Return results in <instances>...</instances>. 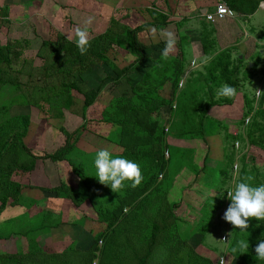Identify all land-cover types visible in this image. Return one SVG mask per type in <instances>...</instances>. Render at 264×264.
I'll list each match as a JSON object with an SVG mask.
<instances>
[{
    "label": "trees",
    "instance_id": "obj_1",
    "mask_svg": "<svg viewBox=\"0 0 264 264\" xmlns=\"http://www.w3.org/2000/svg\"><path fill=\"white\" fill-rule=\"evenodd\" d=\"M221 1H224L234 13L251 14L259 5L258 2L255 8L252 7L251 0H242L245 4H241L239 2L241 0H217L215 11ZM7 9V6L0 7L2 18L8 17ZM151 12L160 15L162 21L159 25L168 24V16L155 10ZM150 24L152 23L148 21L131 28L112 18L104 33L89 40L85 54L80 53L75 42L59 34L56 40L43 41L36 53L37 58L41 60V64L38 65L25 56L28 41L14 40L3 44L0 40V215L22 204L20 196L25 189L24 186L29 185L16 181L13 178L15 172L21 177V173H33L47 161H51L53 165L54 162L68 161L74 173L80 178L81 190L73 194L69 187L64 185L65 188L56 187L47 194L55 198L71 199L76 206L90 201L99 221L107 224V229L99 232L97 238L102 241L103 237H108L113 245V254L117 247H120L121 255L116 262L219 264L220 262L216 263L212 257L199 254L190 241L198 233L202 235L201 244L204 245L208 240L214 221H220L222 215L224 216L223 212L230 203L227 190L235 182L251 177L250 183H264V173L255 164L246 161L249 158L246 154L242 153L237 158L236 153L238 152L236 143H242L243 149L253 147L264 152V89L262 95L261 89H258L259 93L254 92L253 95L247 89L248 86H253L255 70L263 60V53L258 52L253 58L254 65L250 66L249 63H245L240 53L235 54L236 47H228L221 51L218 48L216 51L218 42L213 36L215 30L208 31L205 25L200 43L210 61L205 71L194 72L185 80L190 40L188 37L180 36L178 57L168 55L164 58L161 50L159 56L150 59L148 53L144 51L146 47L138 37ZM158 45L153 47L162 45L164 49L163 43ZM116 47L133 55L134 62L124 68L118 67L108 56ZM148 60H151L153 67L146 71L138 82L131 83L132 95L119 96L114 100L113 112L105 109L101 113V121L111 126L106 140L117 144L112 151L135 160L140 165L143 179L138 186L125 187L119 193L110 195L113 200L107 199L98 205L95 201V189L111 188L100 182H90V179L84 176L83 165L79 167L72 159L76 141L82 136L86 125L68 134L65 143L57 151L40 156L34 153V149L29 147L26 141L24 142L31 128V116H11L9 109L27 105L36 108L44 117L49 112L53 119L59 120L63 118L62 110L74 104L72 92L77 91L85 98L83 114H86L98 99L100 87L83 91L76 80L78 75H84L97 66L107 65L115 71L116 76L109 77L114 78L117 85ZM225 83L237 88L234 97L217 94L218 89ZM167 84L172 86L170 99L160 94ZM238 96H242L243 99L241 104L244 114L242 120L238 122L243 129L234 134L230 132V126L225 121L210 117L209 112L215 106H232ZM167 112L169 118L166 119ZM249 117L251 119L246 123ZM220 133L224 134L228 143L224 146L223 157L215 160L214 167H209L206 163L200 167L195 162L192 149L174 147L169 143L171 136L183 141L207 142V137ZM166 153H169L168 159ZM173 158H176L174 163ZM205 158L207 161L208 153ZM235 160L240 163L241 171L240 177L233 183V171L231 172L230 167L231 162ZM162 174L163 180L159 182V176ZM168 175L174 177L167 183L168 191L174 188L178 181L180 187L178 191L181 192L187 188L183 185L184 180L195 176L201 193L200 216L197 222L189 223L184 217L174 213L173 208H179L180 203H168L170 192L165 191L163 186ZM206 185L215 188L207 189ZM189 194L191 196L189 195L186 200L190 204L189 199H196V196L192 192ZM147 204L151 205V209ZM128 207H132L129 211L133 213L131 221L125 219V215L129 213H125ZM147 216L150 218H146ZM62 223H57L56 227ZM126 223H129V227H126ZM257 224L258 221L252 218L246 231L230 222L227 224L226 230L230 233L232 242L238 241L241 248L240 252L232 257L230 264H264V259L256 256L254 251L255 245L264 234V222H259V226ZM241 241H249V247H243ZM2 256L7 257L8 263L24 264V261L25 264L29 263L25 260L27 257L19 251L16 254L8 253ZM226 260L221 262L225 264Z\"/></svg>",
    "mask_w": 264,
    "mask_h": 264
},
{
    "label": "rangeland",
    "instance_id": "obj_2",
    "mask_svg": "<svg viewBox=\"0 0 264 264\" xmlns=\"http://www.w3.org/2000/svg\"><path fill=\"white\" fill-rule=\"evenodd\" d=\"M104 1L106 3L111 2V0H81L80 10H82V8L84 9L85 21L88 19V17H92L95 14V17L97 18L98 13L96 11L101 9L103 10L101 15H104L103 18L106 19L105 22L107 23L106 27L105 22L101 20L102 22H99L100 26L98 30L83 24L81 27H87L89 31V40L95 36H98L99 31L101 32L105 28H108L112 18L125 25L127 24L124 23V18L126 16L120 14L118 18L112 16L110 7L108 8L107 6L109 5L106 3L105 8L104 6L102 7L101 4H104ZM259 1L260 0H251L252 7L255 8ZM239 2L241 4H245L242 2V0ZM8 9L10 8L8 7ZM86 13L91 16H87ZM235 14L238 16V20L236 22L237 27L240 30H247L250 32V28L252 29L253 27H256V33H261V31H263V33L257 34V36L259 35L261 39L264 38V11L256 13L255 17H253L251 20V24L246 23L245 17L239 16V13L235 12ZM1 16L2 15L0 12V17ZM95 17L93 16V21L89 25L93 24ZM135 22L136 21H133V23ZM2 24L3 22L0 23V40L3 44L7 43L8 41H14L16 38H23L28 33H32V31H25L22 29L17 30L16 26L11 27L8 24L6 25V23L5 25ZM129 27L136 28L132 26ZM151 39L153 38L151 37ZM23 40L26 39L23 38ZM26 41L29 42V45L26 48L25 56L28 57V59L33 60V62L35 61L37 64H41V60L36 56V53L41 45L40 40L32 38L31 40ZM139 41H141L140 37ZM178 47V42L174 43L173 48L169 51L170 54L178 57ZM116 48L112 49L108 56L114 63H116L118 67L124 68L128 66L131 61H133V57H124V55L121 56L119 52L115 50ZM161 48L162 46H159L156 48V51H153L156 53H152L150 51L148 54L149 58L154 59L156 56H159L161 50H163V48ZM190 48H193V46ZM261 48L258 47V49L255 51L257 53H253V55L245 53L241 50V48H238V51L240 52V56L244 58L245 63L251 64L253 62V58L258 55V52H262L264 49V42L262 43ZM262 59V62L257 67L258 70H255L256 76H259L260 78H264V53L262 54ZM193 65L196 67L199 64L196 61L195 64L192 63V66ZM152 67L153 63L151 60H148L144 65L134 70L130 75L124 77L117 85L115 84L114 78L109 77V75L115 77L116 73L112 67L107 65L97 66L92 68L84 75H78L76 80L78 84H80L83 91L86 92L91 89H98L100 87L99 96L95 102L98 104L97 108L95 109V115L99 116L97 118L93 117L94 114L91 115L90 112L81 114V109H83L85 98L77 91L72 92L74 105L66 113V124H64L63 118L59 120L53 119L49 112L45 114L46 117H44V115L36 108H31L27 105H25L26 107L15 106L9 109V112L11 116L30 115L32 117L33 127L29 129L27 137L24 138V142L26 141V143L33 144L31 148L34 149V153L36 155L40 156L50 154L54 150L57 151L65 143V139L67 138L68 134L70 135L74 133L76 130L82 128V126L86 124L87 130L85 129L83 136L77 139V145L74 153L72 154V159L76 165H79V167L83 165L85 173L84 176L88 177L90 182H99L98 178L96 177L94 157L95 153L104 147L92 152H88L86 151V148L80 147V144L89 141L93 142V140L96 139L95 137L102 134L103 132L109 133V126L99 122L102 119L100 111H103V109L106 108L107 110H111V112H113L114 100L123 94L132 95V89L130 86L131 83L138 82L144 73ZM197 67L195 68L196 70L201 69V67ZM260 86L263 87L261 88ZM260 86H248L247 89L250 90L252 95L255 91L261 89L262 95L264 83ZM245 88L246 87L244 86L243 89ZM160 94L165 98L170 99L172 97L171 84L166 85L163 90H161ZM258 97L260 98L261 96ZM173 103H175V100ZM240 106V102L235 100L232 106L225 105L213 107L210 110L209 115L210 117L225 121V123L230 126V132L236 134L238 133L239 129H241V125L239 126L238 122L242 120L244 114V108ZM45 118L47 119L46 122H44ZM167 118H169L168 112L166 113V119ZM250 119V117L247 118L246 123H248ZM220 134L217 136L207 137V142L202 140L183 141L181 139L179 140L175 136H171L169 138V143L174 145V147L179 146L192 149L195 162L200 167H202L205 163L208 164L209 167H214L216 165L215 160H219L223 157L224 146L228 143L225 141L224 134ZM62 135H64V137H62ZM242 146V143H236V148L238 151L236 152L237 158L242 153L246 154L247 157H249L246 161H248L250 164H255L260 169V171L264 173V152L253 147H245L243 149ZM111 147L115 149L114 146ZM108 150H110L113 155H117L115 151L113 152L111 149ZM207 153L209 158L206 161L205 157L207 156ZM166 158H169V153H166ZM175 159L176 158H173V163ZM58 162L62 163L56 166L55 163ZM58 162H54L56 172L53 171L54 165L53 163L51 164V161L44 163V166H39L38 170L33 173H21L23 177H19V175H17L18 173L16 174L15 172L13 178L16 179V181L18 180L29 185L24 186L25 189L20 196L22 198V204L20 206L10 208L0 215V263L15 264L8 263L7 257L2 256V254H16L19 251L22 255L27 257L25 260H28L29 263L26 264H122L121 262H116V260L119 261L118 256L121 255L119 254L120 247L118 246L117 251L113 254V245L111 240L108 237H103L102 241H99V238H97L99 232L107 229V224L102 222H100V224L96 223V221H99L97 220V214L95 210H93L94 208L92 204L89 212L86 209H84V212L82 209L75 207L76 205H74V203L73 206H70L71 209L66 208L63 210L60 204L58 205V209H56V211L46 209L51 208L52 203L57 200L55 196L47 194L48 192L51 193L56 187L66 185L69 187V190L73 192V194L81 190L80 178L74 173L73 168H71L72 165H70L68 161H64L67 166L63 164V161ZM235 162L236 160L232 161L230 167L231 172L233 171V183L240 177L239 174L241 171L240 163ZM46 168H48V170ZM66 169L68 171L71 169L72 172L69 171L70 174L66 173ZM163 177L164 174L159 176V182H162ZM173 178L174 177L172 175L167 176V179L163 184L165 191H168L167 183L172 181ZM183 185H186L187 188L185 187L186 189H184L182 192L178 191V189H180V187H178V181L176 182L174 188H171V190L168 191V193L170 192L168 196V203H180L179 208H173L174 213L177 216L184 217L189 223H195L198 221L200 216L199 206L201 193L199 185L195 182V176L185 179ZM66 186H64V188ZM206 186L207 189L210 187L215 188L211 185ZM162 189L163 188H161V190ZM190 192L196 196V199L190 198L189 204L187 203L186 198L190 195ZM95 193V201L98 202V205L100 202H106L107 199H110V201L113 200V197H110V195L116 194L112 189L107 190L106 188H100V190L95 189ZM149 202L150 201H148V203ZM147 205L149 209H151V205ZM41 209H43V213H39ZM126 209L127 210L125 213L129 212L132 207H128ZM132 215V211L127 213L125 215V219H130ZM146 218H150V216H147ZM221 218L222 219L220 221H214L211 234H209L208 240L204 242V245L201 244L202 235L199 233L196 234L195 237L193 236L190 241L192 245L195 246V250L203 256L211 257L212 251L214 261L216 263L217 261L220 262L219 264H223L224 262L222 263L221 261H224L227 257H234V255L241 250L239 242H232L230 233H228V230H226V228H228L227 224H229V222L224 220L223 215ZM217 219L219 218L217 217ZM59 222H63L61 224L63 226H59L60 228H57L56 224ZM128 225L129 223H126V227H129ZM183 226L185 227L186 224H183ZM213 246L216 248V250H214L215 248ZM35 257H37V259H35ZM16 264H18V262H16Z\"/></svg>",
    "mask_w": 264,
    "mask_h": 264
},
{
    "label": "crops",
    "instance_id": "obj_3",
    "mask_svg": "<svg viewBox=\"0 0 264 264\" xmlns=\"http://www.w3.org/2000/svg\"><path fill=\"white\" fill-rule=\"evenodd\" d=\"M216 1L217 0H111V2L109 3H106L104 1V4L101 5L105 8V3L108 4L109 6L107 7H110L112 16H115L117 18L119 14L126 16L124 18V23H127L126 25L138 27L148 21L149 23H152L150 24V26L147 27V29L143 30L138 35L141 40L140 42L146 47L144 50L145 53L149 54L150 51L152 53H156L153 52L156 51V48H154L153 46L158 44L160 45V43H163V47L165 48L166 42L168 40L167 33L169 32L173 34L175 43L178 42V46L180 36L188 37L187 39L190 40L189 48L192 46L193 48H190L188 51L187 66L184 75V79L186 80L191 74H194V72L197 73L199 71H205V67L210 61V58L204 54L202 45L200 43V38L202 36V33L204 32L205 25L208 28V31H210L211 29L215 30L214 33H211H213L214 38L218 42V46H216V51H218V48L219 51H221L228 47H236V55L240 53L238 51V48H241V50L245 53H249V55H253V53H255L258 47H261L262 43L264 42V38L261 39L259 35L257 36V34H261L263 33V31H261V33H256V27H253L252 29L250 28V32L247 30H240L237 27L236 21L238 20V16H236L237 14L235 13L233 17L230 16L225 21L218 22L216 24L213 22L212 24L209 20H207L205 15L206 13L215 11ZM0 6H8L10 8L8 9V17H0V20L3 21L2 25H5L6 23V25L8 24L11 27L16 26L17 30L22 29L25 31H32V33H28L23 38L26 40L36 38L40 40L41 44L45 40H56L59 34H62L72 42H75V27L83 26V24H85L84 9L82 8V10H80L81 0H0ZM154 10L159 13H162V15L168 16V24L159 25L162 19L160 18L159 14H152L151 11ZM102 11L103 10L101 9L99 11H96L98 13L97 18L95 17L96 14L93 15L95 17L93 24L87 26L93 27V29L98 30L100 26L99 22H102L101 20H103V22L106 21V19L103 18L104 15H101ZM144 11L145 13H143ZM261 11H264V4H262L260 0L258 8L255 9L254 12H252L251 14L239 13L238 15L245 17L246 23L251 24V20L253 17H255V14ZM86 15L91 16L88 13H86ZM100 17H102L103 19ZM133 21L136 22L133 23ZM105 26L107 27L106 22ZM153 28L155 29V31L152 30ZM106 30L107 28H105L101 32L99 31L98 34L100 35ZM151 37L153 39H151ZM23 38H16V40H23ZM115 50L118 51L121 56L124 55V57H133V61H131V63L134 62L135 57L132 56L127 50L118 47ZM179 52L180 51L178 47V55ZM262 53H264V49L262 50ZM168 55H171L170 52L168 53ZM171 56L176 57L174 55ZM196 61L199 64L197 66L201 67V69L196 70L195 68L197 66H192V63L195 64ZM35 64L38 65L36 62ZM253 65L254 63L252 62L250 66ZM263 83L264 78L255 76L253 80V86H260L263 85ZM260 87L262 88L263 86ZM236 100L240 102V107H243L241 104L243 102L242 96H238ZM73 105L71 107H73ZM97 106L98 104L95 103L87 110V112H90L91 115L94 114L93 117L96 118L99 117L95 115V109L97 108ZM70 108L62 110L64 124L67 123L66 113ZM101 113L102 111H100V114ZM81 114H83V109H81ZM46 120L47 119H45L44 122H46ZM99 122L101 124L103 123L101 120ZM108 126V131L110 133L111 126ZM32 127L33 123L31 124V128ZM109 133L103 132L102 134L96 136V139H94L93 142L89 141L80 144V147L86 148V151L88 152L95 151L101 147H104L105 149L108 148L111 150H115L111 147H115V145L106 140V137L109 135ZM62 137H64V135H62ZM28 145L29 147L33 146V144L30 143H28ZM63 164L67 166L65 162ZM46 169L48 170V168ZM53 171L56 172L55 167ZM69 171H71V169H69ZM69 171L66 169V173H69ZM56 199L57 200L52 203L51 208L46 209L56 211V209H58L59 204L62 206L63 210H65L66 208L71 209L70 206H73V202L71 199ZM75 207L82 209L84 212V209H86L89 212L91 208V203L90 201H85L80 206ZM39 213H43V209H41ZM97 220L99 221L98 217ZM96 223L100 224V221H96ZM60 226L62 227L63 225L60 224ZM212 254L213 252L211 251V257L214 259ZM225 259H227L225 264H230L232 257H227Z\"/></svg>",
    "mask_w": 264,
    "mask_h": 264
},
{
    "label": "clouds",
    "instance_id": "obj_4",
    "mask_svg": "<svg viewBox=\"0 0 264 264\" xmlns=\"http://www.w3.org/2000/svg\"><path fill=\"white\" fill-rule=\"evenodd\" d=\"M261 3L264 4V0H261ZM92 21L93 17H88L85 24L89 25ZM152 30L155 31L154 28ZM74 32L75 43L80 53L85 54L89 47V31L87 27L76 26ZM167 36L168 40L162 52L164 58H167L175 43L172 33H167ZM237 91L234 85L225 83L218 89L217 94L231 98L237 94ZM94 166L99 182L109 186L117 193L125 187L134 188L138 186L143 179L140 165L135 160L125 156L113 155L110 150L105 148H101L95 153ZM250 180L251 177L248 180L237 181L227 190L230 204L223 216L224 220L243 231H246L252 218L258 221L257 226H259V222H264V183L253 184L249 182ZM241 245L247 248L249 241H241ZM254 251L256 256L264 259V234L255 245Z\"/></svg>",
    "mask_w": 264,
    "mask_h": 264
},
{
    "label": "built area",
    "instance_id": "obj_5",
    "mask_svg": "<svg viewBox=\"0 0 264 264\" xmlns=\"http://www.w3.org/2000/svg\"><path fill=\"white\" fill-rule=\"evenodd\" d=\"M221 8H223V11H221ZM233 15L234 12L229 8V6L224 1H221L217 4L215 13L206 14V19L216 23L226 19L227 17H233Z\"/></svg>",
    "mask_w": 264,
    "mask_h": 264
}]
</instances>
